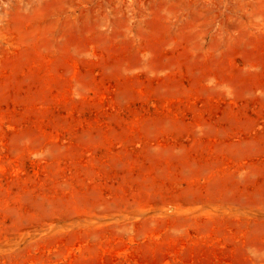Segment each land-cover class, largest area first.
I'll list each match as a JSON object with an SVG mask.
<instances>
[{
	"label": "rangeland",
	"instance_id": "rangeland-1",
	"mask_svg": "<svg viewBox=\"0 0 264 264\" xmlns=\"http://www.w3.org/2000/svg\"><path fill=\"white\" fill-rule=\"evenodd\" d=\"M0 264H264V0H0Z\"/></svg>",
	"mask_w": 264,
	"mask_h": 264
},
{
	"label": "bare ground",
	"instance_id": "bare-ground-1",
	"mask_svg": "<svg viewBox=\"0 0 264 264\" xmlns=\"http://www.w3.org/2000/svg\"><path fill=\"white\" fill-rule=\"evenodd\" d=\"M93 147L92 145H88V148ZM160 158V157H159ZM95 166L94 164H92V171L94 172ZM136 170H128L127 171V176L125 178V182H124V186L128 187L130 185H137V187H139L140 191H141V195L143 196H148V197H152V198H157L158 195H160V193L155 189L154 187V183L153 181L155 179H159L161 182L164 183H173V180L171 178H157L154 175L151 176H147L145 174V170L142 168L140 169V172L137 173L136 176H134ZM142 172V173H141ZM191 186L188 189H183L180 193V195L176 196L177 198H180L181 196H188V194L191 192ZM174 190L172 189L171 192H168V194H173ZM167 194V195H168ZM193 197H200L201 193L198 192L196 195H192ZM161 198H164L165 196H163L162 194L160 195ZM167 225H171L173 223L176 224V221L173 219H167L166 220ZM211 227H214V224L210 225ZM158 227H161V223H158ZM155 230V229H154ZM153 230V231H154ZM72 237L74 239H79V236L77 234L72 235ZM170 239H172V237H169ZM168 246H171V242L168 244ZM148 248L147 246L144 248L146 249ZM147 251V250H144Z\"/></svg>",
	"mask_w": 264,
	"mask_h": 264
}]
</instances>
